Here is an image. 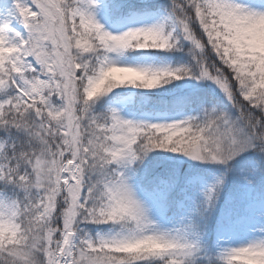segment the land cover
<instances>
[{
	"label": "snow or ice",
	"instance_id": "6c2138e0",
	"mask_svg": "<svg viewBox=\"0 0 264 264\" xmlns=\"http://www.w3.org/2000/svg\"><path fill=\"white\" fill-rule=\"evenodd\" d=\"M0 264H264V0H0Z\"/></svg>",
	"mask_w": 264,
	"mask_h": 264
},
{
	"label": "rangeland",
	"instance_id": "374dc122",
	"mask_svg": "<svg viewBox=\"0 0 264 264\" xmlns=\"http://www.w3.org/2000/svg\"><path fill=\"white\" fill-rule=\"evenodd\" d=\"M176 57L177 58L183 57V62H187L188 59H190L187 56L186 52L185 53H177ZM172 62L175 63L177 61H176V59H174ZM179 83L183 84L185 82H179ZM166 155H170V154H166ZM183 166H184V169L186 168L188 171H191V170L199 171L207 183L211 184L212 182H214L215 177L213 175V171L216 168V166H214V165H199L196 162L187 161V160L184 161ZM231 188H232V183H231V181H229V184L225 188V192L227 193L228 191L231 190Z\"/></svg>",
	"mask_w": 264,
	"mask_h": 264
},
{
	"label": "trees",
	"instance_id": "16d2710c",
	"mask_svg": "<svg viewBox=\"0 0 264 264\" xmlns=\"http://www.w3.org/2000/svg\"><path fill=\"white\" fill-rule=\"evenodd\" d=\"M185 170H187V169L185 168Z\"/></svg>",
	"mask_w": 264,
	"mask_h": 264
}]
</instances>
